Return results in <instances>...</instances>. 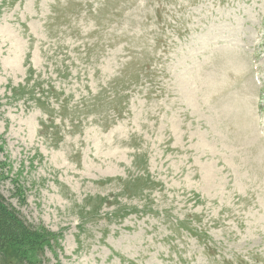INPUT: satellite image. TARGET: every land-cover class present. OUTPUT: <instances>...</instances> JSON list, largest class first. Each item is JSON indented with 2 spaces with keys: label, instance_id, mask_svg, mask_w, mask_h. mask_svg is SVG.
<instances>
[{
  "label": "rangeland",
  "instance_id": "rangeland-1",
  "mask_svg": "<svg viewBox=\"0 0 264 264\" xmlns=\"http://www.w3.org/2000/svg\"><path fill=\"white\" fill-rule=\"evenodd\" d=\"M0 195L20 264H264V0H0Z\"/></svg>",
  "mask_w": 264,
  "mask_h": 264
},
{
  "label": "trees",
  "instance_id": "trees-1",
  "mask_svg": "<svg viewBox=\"0 0 264 264\" xmlns=\"http://www.w3.org/2000/svg\"><path fill=\"white\" fill-rule=\"evenodd\" d=\"M6 204L0 195V260L3 264H9V257L16 260L13 264H20L21 257L27 262L28 253L38 245L40 238L48 236L49 232L31 230Z\"/></svg>",
  "mask_w": 264,
  "mask_h": 264
},
{
  "label": "bare ground",
  "instance_id": "bare-ground-1",
  "mask_svg": "<svg viewBox=\"0 0 264 264\" xmlns=\"http://www.w3.org/2000/svg\"><path fill=\"white\" fill-rule=\"evenodd\" d=\"M208 167V166H207ZM234 172V171H233Z\"/></svg>",
  "mask_w": 264,
  "mask_h": 264
}]
</instances>
